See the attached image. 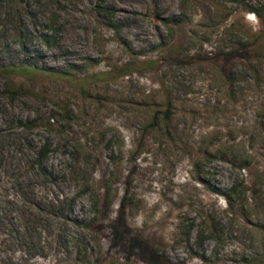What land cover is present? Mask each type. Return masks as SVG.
Masks as SVG:
<instances>
[{
    "label": "rangeland",
    "instance_id": "rangeland-1",
    "mask_svg": "<svg viewBox=\"0 0 264 264\" xmlns=\"http://www.w3.org/2000/svg\"><path fill=\"white\" fill-rule=\"evenodd\" d=\"M263 33L264 0H0V264H264Z\"/></svg>",
    "mask_w": 264,
    "mask_h": 264
},
{
    "label": "trees",
    "instance_id": "trees-1",
    "mask_svg": "<svg viewBox=\"0 0 264 264\" xmlns=\"http://www.w3.org/2000/svg\"><path fill=\"white\" fill-rule=\"evenodd\" d=\"M99 9V13L102 14L103 16H105L106 18L110 19V26L114 29H118L120 30L119 25H117L116 23L112 22V18H114L115 14H116V10L112 7H107V6H98ZM254 13L260 17L263 18V15L256 9H254ZM164 23L168 26L169 23L172 24H179L180 21L178 19H174V20H164ZM264 38V33L259 35L256 38V43ZM171 106L168 107L167 111L164 113V116H166L167 118H169L171 116V111H170ZM159 121V113H156L154 116V120L151 124V126H155V124ZM215 145V144H214ZM223 150V149H222ZM222 150L216 151V153H212L210 154L211 156L213 154H219L221 155L222 158L225 157V153L222 152ZM241 168L242 169H246L248 168L250 165L249 159L248 157L243 159L241 162ZM241 188V186H233L227 193L224 194V196L226 197L227 202L229 203L230 207L233 208L234 206V200H235V196L237 195L239 189ZM129 204V199L127 197V195L124 197V199L122 200V208L123 210H125V208H127ZM205 223H206V227L202 230H200L197 234V240H196V245L198 247V249H202L204 247L205 242H207L208 240L214 241L217 244L221 243V241L223 240V232L220 230V223L218 221H216L214 218L211 217H207L205 219ZM209 223H211V225H209ZM205 226V225H204ZM193 228L194 225H188L186 226V231H185V235H186V243L190 242V237L192 235L193 232ZM201 258H204V256H201Z\"/></svg>",
    "mask_w": 264,
    "mask_h": 264
}]
</instances>
